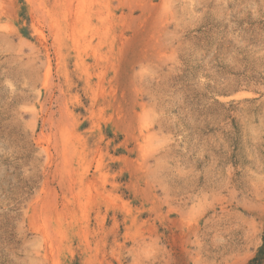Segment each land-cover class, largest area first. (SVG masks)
Here are the masks:
<instances>
[{"label":"rangeland","instance_id":"1","mask_svg":"<svg viewBox=\"0 0 264 264\" xmlns=\"http://www.w3.org/2000/svg\"><path fill=\"white\" fill-rule=\"evenodd\" d=\"M263 238L264 0H0V264Z\"/></svg>","mask_w":264,"mask_h":264},{"label":"trees","instance_id":"2","mask_svg":"<svg viewBox=\"0 0 264 264\" xmlns=\"http://www.w3.org/2000/svg\"><path fill=\"white\" fill-rule=\"evenodd\" d=\"M248 264H264V238L256 255L248 262Z\"/></svg>","mask_w":264,"mask_h":264}]
</instances>
